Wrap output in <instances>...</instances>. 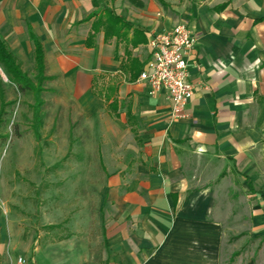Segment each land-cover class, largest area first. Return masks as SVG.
Listing matches in <instances>:
<instances>
[{
    "label": "crops",
    "instance_id": "0c3cea01",
    "mask_svg": "<svg viewBox=\"0 0 264 264\" xmlns=\"http://www.w3.org/2000/svg\"><path fill=\"white\" fill-rule=\"evenodd\" d=\"M181 24L196 91L176 120L139 77L150 39ZM0 39L34 82L43 48L36 138L48 101L76 109L102 173L66 235L51 223L43 240L0 203V264H264V0H0Z\"/></svg>",
    "mask_w": 264,
    "mask_h": 264
},
{
    "label": "rangeland",
    "instance_id": "374dc122",
    "mask_svg": "<svg viewBox=\"0 0 264 264\" xmlns=\"http://www.w3.org/2000/svg\"><path fill=\"white\" fill-rule=\"evenodd\" d=\"M0 81L9 104L1 129L0 203L7 205L21 228L42 234L43 240L52 233L48 230L51 223L57 225L54 233L66 235L68 219L82 206V185L95 190L101 184L98 145L92 143L93 137H88L95 136L97 128L84 127L76 109L66 112L64 104L57 106L48 101L38 140L34 95L20 93L2 66ZM65 100L62 98L61 102ZM51 120H56L55 128L51 127ZM83 170L89 175L82 174ZM93 189L92 202L98 195ZM228 244L240 249L242 242L231 240ZM254 245L253 241L246 244L249 252L256 250Z\"/></svg>",
    "mask_w": 264,
    "mask_h": 264
},
{
    "label": "built area",
    "instance_id": "2783aa9c",
    "mask_svg": "<svg viewBox=\"0 0 264 264\" xmlns=\"http://www.w3.org/2000/svg\"><path fill=\"white\" fill-rule=\"evenodd\" d=\"M195 45V37L184 24L153 36L149 41L151 60L139 77L141 82L148 84L151 96L167 94L176 120L188 118L185 108L196 91L189 72ZM19 263L24 261L20 259Z\"/></svg>",
    "mask_w": 264,
    "mask_h": 264
},
{
    "label": "trees",
    "instance_id": "16d2710c",
    "mask_svg": "<svg viewBox=\"0 0 264 264\" xmlns=\"http://www.w3.org/2000/svg\"><path fill=\"white\" fill-rule=\"evenodd\" d=\"M96 8H99L102 4V0H93ZM109 18L114 20L111 17V12H108ZM35 58H36V70L38 72L37 81L34 82L29 79L28 75L23 72L22 66L18 64L16 58L10 52L6 43L0 39V66L4 68L6 74L9 76L10 82L13 83L20 93H32L35 97V120L40 125L39 120V110L42 106L43 102L41 100V94L43 91V84L45 82V59L44 52L41 44L35 40ZM2 82L0 81V94L2 98L4 97V93L2 90ZM6 116V105L3 103L0 111V140L2 139L1 129L5 123Z\"/></svg>",
    "mask_w": 264,
    "mask_h": 264
}]
</instances>
